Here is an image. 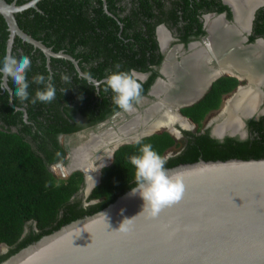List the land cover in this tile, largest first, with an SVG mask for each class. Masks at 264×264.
Segmentation results:
<instances>
[{"label": "trees", "instance_id": "16d2710c", "mask_svg": "<svg viewBox=\"0 0 264 264\" xmlns=\"http://www.w3.org/2000/svg\"><path fill=\"white\" fill-rule=\"evenodd\" d=\"M15 1L21 4L28 0ZM165 1L130 0L131 5L126 10L123 0H39L36 7L16 12L15 18L26 33L55 52L72 55L84 74L100 79L115 71L113 65L116 62L125 70L146 67V57L156 47L155 24L175 22L177 16L176 7L166 8ZM169 1L173 6L182 3L187 28L189 31L196 28L195 32L201 31L196 19L197 7L226 9L215 0ZM254 29L264 35V7L257 10ZM7 38V24L0 14V52L6 50ZM11 53L17 56L25 54L31 59L27 73L30 98L20 101L12 97V106L7 89L2 88L0 75V243L11 247L7 254L0 256V261L42 235L95 213L135 186L134 169L128 157L137 153L139 148L134 143L119 146L114 151L112 162L102 168L100 182L89 195L100 201L86 209L78 206V202H73L70 197L79 188L81 172L58 178L48 168L49 164L62 160L65 155V149L58 144L56 136L76 128L70 121L72 100L83 113L89 114L91 120L103 119L117 106L111 96L104 95L94 106L91 105L92 83L85 76L78 75L70 60L50 57L47 62L39 48L18 36H15ZM38 73L53 77L56 96L51 102H30L35 90L43 87L32 80ZM62 74L69 79H61ZM7 81L12 88L9 77ZM237 83L234 77H219L199 102L182 111L200 123L208 111L219 107L221 95L231 91ZM258 129L255 137L246 140L226 137L219 141L207 132L193 135L179 154L166 160L165 167L194 162L199 158H262L264 126ZM141 142L150 143L163 157L175 139L163 131L142 137ZM34 222L36 231L30 230L21 238L25 226L30 228Z\"/></svg>", "mask_w": 264, "mask_h": 264}, {"label": "water", "instance_id": "95a60500", "mask_svg": "<svg viewBox=\"0 0 264 264\" xmlns=\"http://www.w3.org/2000/svg\"><path fill=\"white\" fill-rule=\"evenodd\" d=\"M38 1L0 0L8 30L6 50L12 51L18 36L39 48L47 62L50 57L68 59L80 75L97 84L82 73L71 55L53 51L20 28L15 13L36 7ZM236 70L248 80L244 71ZM7 80L2 75L1 85L14 106ZM261 86L262 82L253 85L262 93ZM157 131L140 133L138 126L133 135L113 144L110 157L122 143ZM55 167L64 173L61 163ZM167 169L170 175H181L183 191L180 199L163 206L155 216L142 210L143 199L132 195L130 188L102 209L42 235L0 264H264V157L199 158Z\"/></svg>", "mask_w": 264, "mask_h": 264}, {"label": "flooded vegetation", "instance_id": "af4514ba", "mask_svg": "<svg viewBox=\"0 0 264 264\" xmlns=\"http://www.w3.org/2000/svg\"><path fill=\"white\" fill-rule=\"evenodd\" d=\"M216 1L225 5L226 9L217 10L216 8L209 9L207 7H197L196 19L200 24V32H195L196 28H192L190 31L187 28L188 21L184 18V9L181 6L182 3L173 6L169 0L165 1L166 8L171 9L176 7L177 16L175 22L166 23L160 21L155 24L153 32L156 47L155 49H151L152 51L146 57V67L144 69L139 66L134 67L139 72L146 74L143 80L142 98L141 101L135 105V111L126 112L116 107L103 119L91 120L89 114L83 113L73 100L70 102L73 108L70 114V121L74 123L76 128L69 133H60L56 136L58 144L65 149V155L62 160L49 164L48 168L58 178L69 176L74 172H81L82 180L79 188L70 197V200H73V202H78V206L86 209L100 201L99 198H90L89 195L92 189L100 182L102 168L108 166L112 162L113 155L111 158L110 154L113 144L117 140L120 141L121 138L133 135L134 133L132 131L138 126L140 133L148 132V130H143L145 127L150 126L149 131L158 129L156 133L167 131L173 136L175 143L165 151L163 155L165 161L169 157L179 154L184 148L187 139L193 135L207 132L210 137L216 138L219 141H223L226 137L246 140L255 137L258 133L259 126H264V82H262V93L258 100V104L252 111H249L245 115L239 114V125L234 129H226L221 133L214 131L217 125L223 123L225 114H227V109H229L227 107L228 103L233 101V98L238 95L240 89L247 87L245 85H247L248 82L246 77H239V73H237L238 70H236L237 66H232L228 70L222 66L218 68V58L216 56L221 51L218 53L217 51L225 49L226 53L234 49L233 45L236 44V47H238L240 51L246 50L248 55L252 54L253 51H258L256 56H259L258 44L264 43V35L258 34L254 29V20L257 10L264 7V0H254V2H251L252 0H215V2ZM249 1L254 4H250ZM123 2L126 4V10L129 9L131 5L130 0H123ZM236 7L240 8L239 10L245 9V11H248V16L246 17V22L248 21V23L245 27L240 26V20L235 17L238 11ZM250 7L251 9L249 10ZM228 30H230V32H227ZM216 44H219V46L216 47ZM261 49L263 50V47H261ZM197 58H201L200 61L202 64L199 66L198 74L203 75V78L200 79L201 82L199 84H196L199 85L198 87L195 88L193 87L194 85H191L193 91L190 87L189 90L187 89V86H185L187 82L182 75L185 73H183L185 70L190 74V66L194 64L193 62ZM76 71L78 73L77 69ZM106 71L107 70H105V72ZM63 74L65 73L63 72ZM78 75L80 74L78 73ZM105 76L96 79L98 81L97 84L91 82L94 93L90 96V100L92 99L91 105L93 106L96 104L98 98L101 100L100 98L103 95L106 97L112 95L110 91L106 92L104 90ZM222 76L234 77L237 79L238 83L231 91L221 95L219 107L208 111L200 123H196L191 117L185 115L182 109L193 106L199 102L209 91L212 83ZM252 88L254 87L252 86ZM183 89L186 93L182 92ZM174 92L185 98L179 97L177 102L171 103ZM171 97L172 99H170ZM175 98H178V96H175ZM165 111H169L178 116L179 119L185 120L186 124L181 126L179 121H175L166 125H152L153 127H151L153 117L155 118L154 120H157L158 117L163 118L162 113ZM215 114H217L216 117ZM146 115H149V118L144 124H136V120H139V118L144 119ZM171 128L175 130L171 131ZM109 133H111V138L113 139L108 140L105 144L91 147L92 140H98L101 136L103 137ZM217 135H221L220 138L216 137ZM126 143H132V141ZM126 143H122L121 145ZM85 147L87 152L89 151V155L87 156L88 160L90 156H97V159L95 158L93 163V167H96V172L92 177H88V171L85 168L91 167L88 161L76 163L77 158H79L78 155L83 154ZM106 150H110V153L108 154ZM100 159L102 161L104 160L103 163ZM58 162L62 164L65 174L63 173L61 175L57 167H55V164ZM69 170L70 172H68ZM89 186H91L90 190L88 189ZM30 230L36 231L35 222L30 228L28 225L25 226L21 238H24ZM10 248V246L0 243V256L7 254ZM8 256H6V258Z\"/></svg>", "mask_w": 264, "mask_h": 264}, {"label": "clouds", "instance_id": "9594fccd", "mask_svg": "<svg viewBox=\"0 0 264 264\" xmlns=\"http://www.w3.org/2000/svg\"><path fill=\"white\" fill-rule=\"evenodd\" d=\"M31 68V59L28 55L13 53L5 50L0 52V75L9 77L11 81V97L20 101L29 100V81L27 73ZM115 71H110L105 76V91L111 92V99L119 109L132 112L135 105L141 101L143 91L144 73L135 68L122 69L119 62L114 63ZM67 81V75L61 76ZM33 82L42 85L37 88L35 94L31 96L30 102L48 103L56 96V87L51 74H36L32 78ZM10 97V98H11ZM163 120L171 122L174 115L168 111L162 113ZM132 143L139 145L138 151L128 157L134 169L135 186L131 187L132 195H139L143 199V209L155 216L165 205L171 204L180 199L183 184L179 173L169 174L165 167L166 161L153 148L150 143H142L141 137H135Z\"/></svg>", "mask_w": 264, "mask_h": 264}, {"label": "bare ground", "instance_id": "6f19581e", "mask_svg": "<svg viewBox=\"0 0 264 264\" xmlns=\"http://www.w3.org/2000/svg\"><path fill=\"white\" fill-rule=\"evenodd\" d=\"M251 2H254V0H252ZM251 2L249 1L250 4H254V3H251ZM238 5H239V3H238ZM238 7H236V9L238 11H237V16H235V17H237L240 20L239 21L240 26H244L245 27L247 25V23H248V21L246 22V17L248 16V11H245V9L239 10L240 8H238ZM250 9H251V7L249 8V10ZM227 32H230V30H228ZM222 33H225V32H222ZM227 34H230V33H227ZM222 36H223V34H222ZM212 43H213V41H212ZM263 44L264 43L258 44V46H259L258 47L259 48V56H256L258 51H253V53L250 54V55L247 54L246 50L240 51L238 49V47H236V44L233 45L234 49H231L230 51H228L226 53H225V49H223V50L220 49V50L217 51V53L221 51L216 56L218 58V68H221V66H222V67H224L225 69L228 70L232 66H237L240 70H242V71H244L246 73V76L248 78V82L249 83L247 84L246 88H243V89L239 90L238 95L235 98H233L232 102H229L231 100L228 101L229 103H228L227 107L229 109L226 108L227 109V114H225V117L223 119V123L217 125L215 127L214 131L221 133L222 131H224L226 129H234V128H236L239 125V118H238L239 114L245 115L249 111H252L255 108V106L258 104V102H259L258 100L260 99L261 93L258 92L256 90V88H252V86L254 84L257 85L258 83L263 82V78H262V73L264 72L263 71L264 70V46H263ZM215 46L218 47L219 44H216ZM261 47H263V50L261 49ZM256 57H257V59H256ZM200 59L199 58L195 59L194 62H193L194 64L192 66H190L192 68V69L190 68V74H189V72L187 70L183 71V73L184 72L185 73L182 75V77L185 78V80L187 82V83H185V86H187L188 90H189V87L192 88V90H193V87H195V88L198 87L199 85H196V84H199L201 82L200 79L203 78V75L198 74L199 66H200V64H202ZM203 63H204V60H203ZM191 85H194V86L191 87ZM188 90H187V92H188ZM178 91H179V89H178ZM184 91L185 90L183 89L182 92L186 93ZM173 94H174V96H173V100H171V103L177 102L179 100V97H184V96H181V95L179 96L175 92ZM168 95H169V93H168ZM175 96H178V98H175ZM170 99H172V97ZM167 107H168V105H167ZM148 118H149V115H146V117H144V119L139 118V120H136V124H144L146 122V120H148ZM154 119L155 118L153 117L152 122H151V127H153L152 125H155V126L156 125L160 126V124H162V125L165 124L166 125V124H169V123H172V122H175V121H179L181 126L186 124L185 120L179 119V117L176 116V115H174V119L171 122L165 121V122L161 123L163 118H159V117L157 118V120H154ZM149 129H150V126L145 127V129L143 131H145V130L149 131ZM111 137H112L111 133H109V134H106L103 137L101 136V138H98V140H92L91 147H96L98 145L105 144L108 140L113 139ZM107 151H108V154H109L110 150H106V152ZM88 155H89V151L87 152L86 147H85L84 151H83V154H79L78 155L79 158H77L76 163H83V162L88 161V163L90 164L91 167H85V168L88 171V177H92L94 175V173L96 172V167H93V165H94L93 163H94V159L95 158L97 159V156H94V157L90 156V159L88 160V158H87ZM103 161H102V163H103Z\"/></svg>", "mask_w": 264, "mask_h": 264}, {"label": "rangeland", "instance_id": "374dc122", "mask_svg": "<svg viewBox=\"0 0 264 264\" xmlns=\"http://www.w3.org/2000/svg\"><path fill=\"white\" fill-rule=\"evenodd\" d=\"M220 109H221V108H220ZM218 111H219V110H218ZM216 115H217V114H215V117H216ZM167 153H169V152H167Z\"/></svg>", "mask_w": 264, "mask_h": 264}]
</instances>
